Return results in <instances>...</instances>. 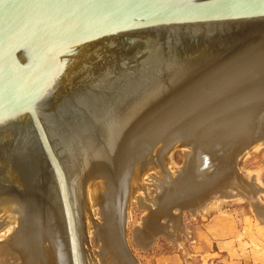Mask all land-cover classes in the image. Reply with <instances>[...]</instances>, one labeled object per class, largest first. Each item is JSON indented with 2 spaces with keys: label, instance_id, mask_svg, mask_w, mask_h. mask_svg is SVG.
I'll return each mask as SVG.
<instances>
[{
  "label": "water",
  "instance_id": "1",
  "mask_svg": "<svg viewBox=\"0 0 264 264\" xmlns=\"http://www.w3.org/2000/svg\"><path fill=\"white\" fill-rule=\"evenodd\" d=\"M201 136L178 172L151 171L133 243L182 242L185 211L247 199L238 156L264 139V0H0V264H92L85 183L109 174L99 264H141L126 202L153 151Z\"/></svg>",
  "mask_w": 264,
  "mask_h": 264
},
{
  "label": "rangeland",
  "instance_id": "2",
  "mask_svg": "<svg viewBox=\"0 0 264 264\" xmlns=\"http://www.w3.org/2000/svg\"><path fill=\"white\" fill-rule=\"evenodd\" d=\"M200 142L201 136L191 132V140L179 141L171 146L176 148L170 152L159 154L161 161L158 159V152L153 151L150 162L139 167L135 173L126 202L124 239L128 253L138 257L141 264H226L225 260L228 259L229 251L219 242L227 238L218 239L216 236L212 238L208 235V229L219 217L233 221L242 238L253 239L260 246L264 245V217L259 218L253 205L246 198L212 199L203 207L196 208V214L185 211L183 227L187 230V234L181 233L184 244L180 241L174 242V237L167 236H156L145 250H140L133 243L132 229H141L149 210V208H140L139 189L142 187L145 176L151 171L163 175V167H168V172H178L185 150L199 145ZM238 170L240 176L248 178L257 188L256 204L264 206V139L250 145L238 156ZM91 183H85L84 223L91 263L99 264V250L93 226L94 222L100 224V203L95 206L89 204L93 198L95 201L106 193V187H109V174L91 177ZM92 188L98 190L101 188L102 195L93 196ZM25 198L26 191L9 200L14 199L16 203ZM90 207L95 210L93 211ZM86 217L88 220L85 219ZM90 221H93V224ZM245 232L248 236H243ZM9 235H15V220L3 222L0 226V240L9 241Z\"/></svg>",
  "mask_w": 264,
  "mask_h": 264
},
{
  "label": "crops",
  "instance_id": "3",
  "mask_svg": "<svg viewBox=\"0 0 264 264\" xmlns=\"http://www.w3.org/2000/svg\"><path fill=\"white\" fill-rule=\"evenodd\" d=\"M215 222L217 225L212 224L208 229V235L212 238L216 236L218 239L227 238L219 242L229 251L228 259L225 260L226 264H264V245L260 246L253 239L242 238V235L237 232L235 223L228 218L219 217ZM246 235L245 232L243 236Z\"/></svg>",
  "mask_w": 264,
  "mask_h": 264
},
{
  "label": "bare ground",
  "instance_id": "4",
  "mask_svg": "<svg viewBox=\"0 0 264 264\" xmlns=\"http://www.w3.org/2000/svg\"><path fill=\"white\" fill-rule=\"evenodd\" d=\"M159 164H160V163H159ZM146 165H147V164H146ZM159 168H160V166H159ZM142 170H143V169H142ZM158 170H159V169H158ZM161 171H162V170H161ZM162 173H163V172H162ZM106 181H107V180H106ZM91 184H92V183H91ZM91 184H90V185H91ZM97 186H98V185H97ZM88 187H89V186H88ZM94 187H95V186H94ZM86 188H87V187H86ZM87 189H88V188H87ZM92 189H94V190H91L93 196H94L95 194H96V196H97V195H98V196H101L102 193H103V192H101V190H102L101 188H100L99 190L96 189V188H92ZM85 191H86V190H85ZM89 191H90V189H89ZM94 191H95V193H94ZM88 193H89V192H88ZM90 195H91V194H90ZM98 196H97V197H98ZM90 197H91V196H90ZM11 198H12V197H11ZM91 198H92V197H91ZM91 198H90V199H91ZM95 198H96V197H95ZM9 199H10V198H9ZM9 199L4 200V201H2V202L0 203V210L3 209V208H5V207H7V206H9V205H12V204L15 203V201H14L15 198H14L12 201H10ZM90 199H89V201H90ZM93 199H94V198H93ZM93 199L90 201V204L94 201ZM96 199H97V198H96ZM96 199H95V200H96ZM98 199H99V198H98ZM15 200H16V199H15ZM84 200H85V199H84ZM86 201H87V200H86ZM16 202H17V201H16ZM90 204H89V205H90ZM97 204H98V203H96V205H97ZM89 205H88V206H89ZM94 206H95V204H94ZM92 207H93V206H92ZM96 207H97V206H96ZM98 207H99V206H98ZM88 209H89V207H88ZM90 209H92V208L90 207ZM93 209L95 210V208H93ZM93 209H92V210H93ZM94 210H93V211H94ZM87 213H88V215H89L88 210H87ZM87 213H86V214H87ZM88 215H87V216H88ZM85 219L88 220L87 217H86ZM8 222H9V221H7V223H8ZM90 222H91V221H90ZM92 222H93V221H92ZM92 222H91V223H92ZM87 223H88V222H87ZM2 224H3V222L0 223V226H1ZM5 224H6V223H5ZM92 224H93V223H92ZM90 225H91V224H90ZM88 226H89V225H88ZM89 227H90V226H89ZM93 227H94V226H93Z\"/></svg>",
  "mask_w": 264,
  "mask_h": 264
}]
</instances>
